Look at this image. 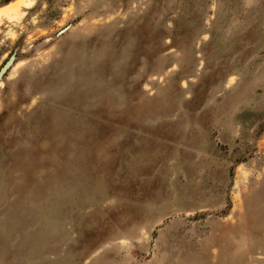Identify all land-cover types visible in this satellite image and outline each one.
Masks as SVG:
<instances>
[{"label":"rangeland","instance_id":"rangeland-1","mask_svg":"<svg viewBox=\"0 0 264 264\" xmlns=\"http://www.w3.org/2000/svg\"><path fill=\"white\" fill-rule=\"evenodd\" d=\"M0 264H264V0L0 6Z\"/></svg>","mask_w":264,"mask_h":264},{"label":"water","instance_id":"water-1","mask_svg":"<svg viewBox=\"0 0 264 264\" xmlns=\"http://www.w3.org/2000/svg\"><path fill=\"white\" fill-rule=\"evenodd\" d=\"M12 63H13V59H10L2 66V68L0 69V78L3 77V75L8 70V68L11 66Z\"/></svg>","mask_w":264,"mask_h":264},{"label":"trees","instance_id":"trees-1","mask_svg":"<svg viewBox=\"0 0 264 264\" xmlns=\"http://www.w3.org/2000/svg\"><path fill=\"white\" fill-rule=\"evenodd\" d=\"M13 0H0V6L10 3Z\"/></svg>","mask_w":264,"mask_h":264}]
</instances>
